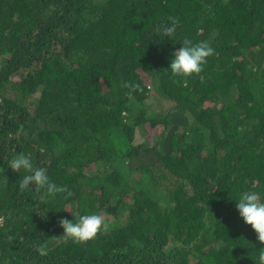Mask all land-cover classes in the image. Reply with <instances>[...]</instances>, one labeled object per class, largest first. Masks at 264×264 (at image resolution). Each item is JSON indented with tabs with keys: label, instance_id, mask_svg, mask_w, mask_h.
Instances as JSON below:
<instances>
[{
	"label": "trees",
	"instance_id": "16d2710c",
	"mask_svg": "<svg viewBox=\"0 0 264 264\" xmlns=\"http://www.w3.org/2000/svg\"><path fill=\"white\" fill-rule=\"evenodd\" d=\"M185 39L214 50L187 78ZM19 154L71 195L21 192ZM244 191L264 202V0H0V264H258ZM91 214L109 229L65 241Z\"/></svg>",
	"mask_w": 264,
	"mask_h": 264
},
{
	"label": "clouds",
	"instance_id": "9594fccd",
	"mask_svg": "<svg viewBox=\"0 0 264 264\" xmlns=\"http://www.w3.org/2000/svg\"><path fill=\"white\" fill-rule=\"evenodd\" d=\"M170 23L164 24L156 31L165 37H173L176 32L178 20L176 18H169ZM214 54L213 48L207 41H201L196 44L189 39L183 41L182 47L177 49L172 55L173 59L170 63V70L173 76L189 77L192 74H199L202 71V65L207 62V57ZM124 87L132 90H140L138 84H129L125 82ZM10 168L19 173L22 169L27 175H24L19 182V189L21 192L27 190L30 186L37 193H41V202H47L52 197L54 198L58 193H66L67 196L71 192L65 186H58L50 182L49 177L44 168H33L31 159L19 154L12 159L9 164ZM67 196L65 198H67ZM239 216L242 218L245 225H250L254 231L256 240L264 245V202H261L260 196L256 192L244 191L240 193L238 201L235 205ZM4 218L0 217V227L3 226ZM59 225L63 228V238L65 241H72L74 244H85L90 240L96 238L101 230L107 231L109 224L105 222V217L99 214L81 215L77 217L75 222L66 218L59 220ZM10 241L12 237L8 238ZM258 254V264H264V247H261ZM35 251L40 256L48 254L46 244H39Z\"/></svg>",
	"mask_w": 264,
	"mask_h": 264
},
{
	"label": "rangeland",
	"instance_id": "374dc122",
	"mask_svg": "<svg viewBox=\"0 0 264 264\" xmlns=\"http://www.w3.org/2000/svg\"><path fill=\"white\" fill-rule=\"evenodd\" d=\"M154 129H152V128H148V134L150 135V136H152L153 135V133H154Z\"/></svg>",
	"mask_w": 264,
	"mask_h": 264
}]
</instances>
